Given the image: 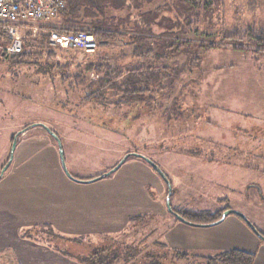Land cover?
<instances>
[{"label": "rangeland", "instance_id": "1", "mask_svg": "<svg viewBox=\"0 0 264 264\" xmlns=\"http://www.w3.org/2000/svg\"><path fill=\"white\" fill-rule=\"evenodd\" d=\"M163 3L164 0H157L147 9ZM214 12L207 19L210 24L200 22L183 35L178 50L179 40H174L175 47L167 62L176 65L179 75L173 90L156 102L144 100L127 107H115L91 100L94 97L89 93L95 86L91 85L88 91V85L104 72L87 70V65L93 62L94 66L98 61L97 69L103 67V63L114 69L120 44L110 43L105 48L100 44L91 53L52 48L54 59L43 54L23 60L5 57L0 50V171L8 161L5 155L8 157L11 150V137L16 138V147L26 127L42 125L52 132L57 130L65 167L80 180H73L74 183L85 185L87 182L81 181L108 172L124 155L140 154L154 162L167 177L171 185L170 205L176 210L187 211V214L196 210L211 213L233 210L244 215L264 235V54L259 51V47L264 48V42L242 39L237 44L244 50L201 51L199 67H188L190 55L201 42L213 39L218 44L232 27L264 30V0H218ZM109 13L125 15V12ZM34 26L38 29L36 35L28 32L26 40L43 39L39 34L43 27ZM123 50L126 54L131 52L127 47ZM128 60L121 56L118 62ZM45 61L52 67L46 69ZM56 61L67 64L63 72L56 68ZM77 73L83 77L76 76ZM175 97L180 99L184 117L166 122L162 111ZM157 102L160 107H156ZM51 140L58 147L57 139ZM41 153L33 165L40 170L37 175L46 174L43 169L48 168V158ZM132 161L143 163L152 175L135 169L124 173ZM28 172L34 175L31 170ZM115 174L124 179L125 174L131 176L129 181L135 186V196L143 195V201L139 198V205L134 201L122 208L124 211L118 210L110 217L116 221L121 213H127L130 218L139 216L142 224L141 229L137 227L135 237H145L146 244L152 248L155 241L164 242L165 232L178 222L167 211L166 183L146 162L135 157L128 158L103 179ZM228 216L238 218L234 214ZM35 226L40 233L37 236L34 229L33 236L46 240L47 230L42 225ZM23 227L18 233L31 228ZM58 245L79 257L93 252L104 242L101 236L95 235L68 244L59 241ZM185 251L195 253L169 264H206L202 257L206 253L197 249ZM0 264L18 262L11 251L4 250L0 253Z\"/></svg>", "mask_w": 264, "mask_h": 264}, {"label": "trees", "instance_id": "2", "mask_svg": "<svg viewBox=\"0 0 264 264\" xmlns=\"http://www.w3.org/2000/svg\"><path fill=\"white\" fill-rule=\"evenodd\" d=\"M155 1L157 0H67L66 6L52 20L56 25L55 29L61 33L83 30L93 34L99 46L104 44L101 48L107 47L110 43L120 44V48L118 47L119 49L117 50L119 54L115 56L117 65L114 69H111L107 63H103V67H98L97 69L98 61L94 66L93 62L87 65V70L96 69L97 72H104L101 78L96 81H90L88 85V91L91 85L95 86L94 91L92 90L89 93L90 97H94L91 100L95 99L115 107H127L132 103H141L144 100L147 103L156 102L157 98L165 97L173 90V84L179 75L176 65L172 62H167L171 58V51L175 47L173 42L174 40H179L176 46V50H178V47L181 46L183 35L189 32L192 27H196L200 22L210 24L211 21H207V19L215 13L214 4H217L218 0H164L162 6L147 9ZM110 11L125 12V15L115 16L110 14ZM242 39L263 43L264 30H255L253 27L240 30L232 27L222 37L223 41L218 44H215L213 39L201 42L196 46L197 51L190 55L188 67L190 69L199 67L201 59L198 54L201 51L205 53L214 48L244 50L243 46L237 44ZM3 42L5 40L0 33V43L2 44ZM126 47L131 50L128 54L124 53L123 50ZM52 48L64 51L69 50L49 46L47 36L43 35L41 40H26L25 38L22 52L15 57L24 60L34 55L40 56L44 54L48 59H54L56 55ZM75 51L79 52V50ZM259 51L264 54V48L259 47ZM120 55L124 59L128 57L129 60L122 63L118 62V59L121 58ZM55 65L60 73L67 67V64L62 65L57 61ZM44 67L47 69V67H52V64L49 61H45ZM45 68L41 69L46 71ZM76 76L83 77L80 73H77ZM64 78L66 77L64 76ZM188 84L190 83L187 82ZM156 104L158 105L156 107L161 106L159 102ZM162 112L166 122L184 117L180 99L177 97ZM28 128H31V126L26 127L25 130ZM13 139L14 136L12 137ZM128 155V158H138L132 153ZM171 209L173 213L170 214L175 216L176 221H179L177 216H180L185 220L186 224L202 227L218 221L224 211L217 210L211 213L207 210H196L187 214V211L186 213L181 212L172 206ZM141 224L142 219L139 216L128 217L126 226L122 231L114 235H98L101 236L104 245L94 250L95 252L93 251L79 257L73 256L68 252V249L62 248L58 243L59 241H64L66 244L79 242L84 236L88 235L66 236L54 231L49 225H42L41 227L47 230L45 232L46 240L36 239L33 236L34 234L31 233L32 230L36 229L34 233L36 232L38 236V233H40L38 230L40 229H37L39 228L37 226L23 230L20 236L42 242L80 264H117L118 262L123 264H169L174 259L187 258L190 254L195 253L171 249L165 242L160 241H155L153 248L150 247L146 244L145 237H135L138 234L137 227H140ZM261 235L264 237L263 234ZM260 239L264 241V239ZM57 240L59 241L57 242ZM204 253L206 254L202 253L204 255L202 257H205L206 264H252L255 256L237 249Z\"/></svg>", "mask_w": 264, "mask_h": 264}, {"label": "crops", "instance_id": "3", "mask_svg": "<svg viewBox=\"0 0 264 264\" xmlns=\"http://www.w3.org/2000/svg\"><path fill=\"white\" fill-rule=\"evenodd\" d=\"M54 133L60 140L57 130ZM19 138L12 161L0 178V253L11 251L18 264H80L42 242L22 238L19 228L49 225L66 236L114 234L124 229L128 214L121 213L116 221L110 216L124 211L122 208L134 201L138 203L139 198L143 201V195L135 196V186L128 174L126 179L115 174L95 183H74L65 175L59 149L42 125L26 129ZM41 152L48 158V168L43 169L46 174L37 175L40 170L33 165ZM8 157L5 155V159ZM133 169L152 175L140 161L129 163L124 173ZM165 235L164 242L172 249L202 252L237 249L254 254L252 264H264V241L239 218L226 216L216 225L203 227L178 221Z\"/></svg>", "mask_w": 264, "mask_h": 264}, {"label": "built area", "instance_id": "4", "mask_svg": "<svg viewBox=\"0 0 264 264\" xmlns=\"http://www.w3.org/2000/svg\"><path fill=\"white\" fill-rule=\"evenodd\" d=\"M67 0H0V31L5 42L0 50L6 57L22 52L26 33L47 36L49 46L59 49H75L85 53L95 51L99 43L93 34L83 30L61 33L52 20L66 6Z\"/></svg>", "mask_w": 264, "mask_h": 264}, {"label": "water", "instance_id": "5", "mask_svg": "<svg viewBox=\"0 0 264 264\" xmlns=\"http://www.w3.org/2000/svg\"><path fill=\"white\" fill-rule=\"evenodd\" d=\"M44 127V126H42ZM54 138L57 139L58 141V149H59V157H60V163H61V166H62V169L65 173V175L72 179V180H76L78 182H80L79 179H76L75 177H73L66 169L65 167V164H64V160H63V151H62V148H61V145H60V142L58 140V138L54 135L53 132H51L49 130V128L47 127H44ZM15 144H16V138L13 139V142H12V145H11V150H10V153H9V157H8V161L6 162V164L2 167L1 171H0V177L2 176V174L4 173V171L8 168V166L10 165L11 161H12V157H13V152H14V148H15ZM134 155H136L138 158H141L142 160H144L158 175L159 177L166 183L167 185V188H168V194H167V197H166V206H167V211L169 213H173L172 209H171V206H170V194H171V185H170V182L168 181L167 177L165 176V174L162 172V170L154 163L152 162L150 159L146 158L145 156L143 155H140V154H136V153H133ZM128 154L124 155V157L113 167L111 168L108 172L104 173L103 175L101 176H98L96 178H93V179H90V180H87V181H81V182H92L94 180H99V179H102L104 177H107L109 176L110 174L114 173L117 169H119V167L125 162V160L128 158ZM230 214H234L236 215L237 217H239L240 219H242L244 221V223L246 224V226L259 238H262L264 239V237L255 229V227L250 223V221H248V219L242 215L241 213L239 212H236V211H233V210H225L222 215H221V218L214 222L213 224L209 225V226H212V225H216L218 223H220L226 216L230 215ZM177 218L179 219L180 222H183L185 223V220L180 217V216H177Z\"/></svg>", "mask_w": 264, "mask_h": 264}]
</instances>
